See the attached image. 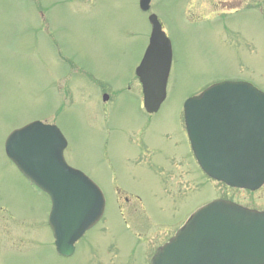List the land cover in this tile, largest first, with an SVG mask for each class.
<instances>
[{
  "label": "rangeland",
  "instance_id": "374dc122",
  "mask_svg": "<svg viewBox=\"0 0 264 264\" xmlns=\"http://www.w3.org/2000/svg\"><path fill=\"white\" fill-rule=\"evenodd\" d=\"M139 1L0 0V264H141L216 199L264 211V187L231 189L202 172L183 116L185 102L216 83L264 92V0H153L148 14ZM151 13L173 62L167 99L149 118L135 71ZM33 121L59 127L67 164L107 200L70 259L57 255L49 196L6 153L11 132Z\"/></svg>",
  "mask_w": 264,
  "mask_h": 264
},
{
  "label": "water",
  "instance_id": "95a60500",
  "mask_svg": "<svg viewBox=\"0 0 264 264\" xmlns=\"http://www.w3.org/2000/svg\"><path fill=\"white\" fill-rule=\"evenodd\" d=\"M151 1L141 0L140 9L148 12ZM149 21L150 44L137 75L145 108L154 113L167 97L173 52L157 16ZM184 110L203 171L232 188L259 190L264 185V93L249 83L222 82L188 99ZM66 148L60 129L40 121L15 130L6 141L8 157L50 197L56 249L68 257L103 217L105 198L88 176L67 164ZM151 264H264V212L213 201L158 249Z\"/></svg>",
  "mask_w": 264,
  "mask_h": 264
},
{
  "label": "flooded vegetation",
  "instance_id": "af4514ba",
  "mask_svg": "<svg viewBox=\"0 0 264 264\" xmlns=\"http://www.w3.org/2000/svg\"><path fill=\"white\" fill-rule=\"evenodd\" d=\"M105 93H103V95H104ZM109 100H110V98H109ZM108 100V101H109ZM159 113V112H158ZM158 113H156V114H149V113H146V115L147 116H149V118H151V117H154L155 115H157ZM126 200V202H129V199L128 198H126L125 199ZM138 200V199H137ZM139 201V200H138ZM135 219L137 220L136 222H135V224L136 225H138V226H135V227H138L139 229H142V230H144V229H146L147 230V228H145V222L142 220V219H140V218H138V217H135ZM183 226V225H182ZM181 227V226H180ZM179 227V228H180ZM179 228H177L176 229V231L179 229ZM84 238V237H83ZM83 238L77 243V245L83 240ZM130 239H132L131 237H129ZM134 239V238H133ZM141 243H140V241H135L134 240V244L132 245V247H131V255H132V258H133V256H134V253H135V251H136V248H137V246L138 245H140ZM77 245H76V250H75V254L77 253V250H78V247H77ZM158 248V247H157ZM157 248H156V250H157ZM156 250H155V252H156ZM155 252L153 253V255L155 254ZM74 254V255H75ZM153 255L151 256V258H150V261H151V259H152V257H153ZM143 259H144V256H143V258H142V263L141 264H150V262H148V258H147V255H146V257H145V261H143ZM132 261V263L134 264V261L133 260H131Z\"/></svg>",
  "mask_w": 264,
  "mask_h": 264
}]
</instances>
